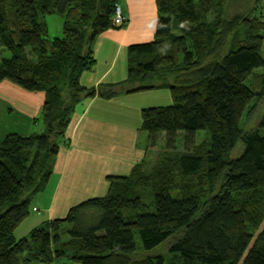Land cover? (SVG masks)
Wrapping results in <instances>:
<instances>
[{
	"label": "trees",
	"instance_id": "obj_1",
	"mask_svg": "<svg viewBox=\"0 0 264 264\" xmlns=\"http://www.w3.org/2000/svg\"><path fill=\"white\" fill-rule=\"evenodd\" d=\"M119 1L0 0V45L10 53L0 81L45 93L35 118L45 132H10L0 142V264H264V109L256 127L241 126L245 109L264 97V0L240 13L226 12L229 0H155L154 36L128 45L126 78L84 86L92 43L116 25ZM43 13L64 18L61 36L49 35ZM153 76L157 85L145 82ZM156 86L169 89L171 102L140 112L145 152L161 149L155 158L108 176L105 195L16 238L59 143H68L77 103ZM200 129L209 136L198 140ZM166 239L167 255H135Z\"/></svg>",
	"mask_w": 264,
	"mask_h": 264
},
{
	"label": "crops",
	"instance_id": "obj_2",
	"mask_svg": "<svg viewBox=\"0 0 264 264\" xmlns=\"http://www.w3.org/2000/svg\"><path fill=\"white\" fill-rule=\"evenodd\" d=\"M121 3L125 21L95 38L93 67L79 77L84 86L124 80L128 45L154 36L158 15L155 0ZM44 99V91H29L7 79L1 80L0 142L8 132L29 134L33 125L40 128L41 123L35 121L32 125V119L40 115ZM170 102L169 89L159 88L118 93L110 98L93 96L77 103L65 133L68 143H59L48 183L30 199L42 206L44 214L29 219L36 225L61 216L59 212L67 211L78 200L103 193L109 187L108 176L129 174L135 164L148 156L139 143L143 135L141 109ZM38 209L32 206L33 211Z\"/></svg>",
	"mask_w": 264,
	"mask_h": 264
},
{
	"label": "rangeland",
	"instance_id": "obj_3",
	"mask_svg": "<svg viewBox=\"0 0 264 264\" xmlns=\"http://www.w3.org/2000/svg\"><path fill=\"white\" fill-rule=\"evenodd\" d=\"M123 3V0H120ZM253 0H229L227 7H226V12H242L244 11L246 8H248ZM121 3V4H122ZM122 8L124 10L123 4H122ZM264 9V8H263ZM42 19H45L46 22H48V28H49V35L52 36H61L63 34V29H64V18L58 14V13H43L41 15ZM95 40V39H94ZM94 43V41H93ZM93 43H92V50H93ZM9 51L0 45V59L2 57H7L9 56ZM262 56L264 57V41H263V47H262ZM145 82L148 83H153L155 85H157L160 81L157 79L156 76H153L152 78L146 80ZM159 88H164L161 86H156L152 89H159ZM264 109V97L262 99H260L254 106H250L247 107L242 115L241 118V126L249 129V128H254L258 125L259 122V118L263 112ZM32 125L34 124V122L39 121L41 123V118L39 117L38 119H32ZM42 125V123H41ZM40 125V126H41ZM35 128H32V132H45V129L43 128L44 125H42L40 128L36 127L35 125H33ZM70 127V126H69ZM68 128V127H67ZM69 130V129H68ZM10 133V132H8ZM205 136H209V133L207 130L205 129H200L197 131V139L200 140ZM146 135L145 133H143V135H141V138L139 139V143L142 144V146L145 144V140H146ZM66 140V139H65ZM162 142L159 141L158 142V146L161 144ZM179 144H181V142H178ZM161 149L158 148H152L148 151V156L146 158L148 159H154L155 155L158 151H160ZM242 151V143L241 141H238L235 145V147L233 148L232 152H231V156L232 157H237ZM108 188L105 189V191L101 194H95L94 196H86L85 198L78 200L76 203H79L87 198L90 197H99V196H103L107 193ZM143 197L145 199H149L150 198V189L148 188L145 192H143ZM74 203V204H76ZM72 204V205H74ZM137 204V203H136ZM35 205L37 208H39L36 211L32 210V206ZM71 205V206H72ZM69 206V207H71ZM69 209V208H68ZM67 209V211H68ZM67 211L65 212H59V214L61 216L55 217V218H62L66 215ZM44 214V210L42 208V206H40L37 202H34L33 200L30 201V206H29V213L27 215V217L17 226V228L14 231V236L16 238H21L24 236H28L30 234V232L32 231V229L38 225L41 224V222L39 224H36L34 222L31 221V219L29 218H33V217H38L40 215ZM264 228V218L262 220V222L259 225L258 230ZM169 239H166L165 241L161 242L160 244H158L157 246H154L152 249H149L147 251H137L135 253V255L138 258H143L145 257L147 254H158V253H162L164 255H167V245H168Z\"/></svg>",
	"mask_w": 264,
	"mask_h": 264
},
{
	"label": "built area",
	"instance_id": "obj_4",
	"mask_svg": "<svg viewBox=\"0 0 264 264\" xmlns=\"http://www.w3.org/2000/svg\"><path fill=\"white\" fill-rule=\"evenodd\" d=\"M112 20H113V23L118 24V25L124 23V21H125V17L123 15L122 8H121L120 4L117 2L114 4Z\"/></svg>",
	"mask_w": 264,
	"mask_h": 264
},
{
	"label": "clouds",
	"instance_id": "obj_5",
	"mask_svg": "<svg viewBox=\"0 0 264 264\" xmlns=\"http://www.w3.org/2000/svg\"><path fill=\"white\" fill-rule=\"evenodd\" d=\"M186 24H187V22H183V23H181L180 27L184 28V27H186Z\"/></svg>",
	"mask_w": 264,
	"mask_h": 264
}]
</instances>
